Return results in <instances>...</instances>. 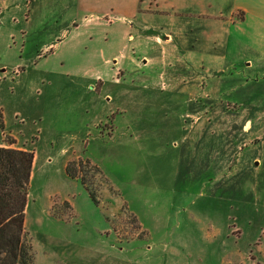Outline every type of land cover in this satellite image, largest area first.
Listing matches in <instances>:
<instances>
[{
  "label": "rangeland",
  "instance_id": "1",
  "mask_svg": "<svg viewBox=\"0 0 264 264\" xmlns=\"http://www.w3.org/2000/svg\"><path fill=\"white\" fill-rule=\"evenodd\" d=\"M73 3L0 0V144L35 156L33 263L264 264V22L250 13L242 37L233 26L226 58L182 52L171 67L156 55L147 69L115 70L119 84L103 88L94 80L114 73L73 45ZM211 127L230 133L213 137L203 161L184 130L196 128L191 143ZM255 134L246 160H216Z\"/></svg>",
  "mask_w": 264,
  "mask_h": 264
},
{
  "label": "crops",
  "instance_id": "2",
  "mask_svg": "<svg viewBox=\"0 0 264 264\" xmlns=\"http://www.w3.org/2000/svg\"><path fill=\"white\" fill-rule=\"evenodd\" d=\"M229 1L232 2V6L229 5ZM229 1L76 0L74 2L72 0V3H75L76 20H72L68 24L72 26L69 35L72 36L70 39H73V45L83 46L82 54H86L88 63L90 59L97 56L99 62L105 67L104 69H109L110 72L114 73L111 76V80L107 78L103 80L100 76L97 77L98 81L94 80L101 87L105 88L107 84L112 82L119 84L117 81L119 75L116 74L117 72L115 70L123 73L128 64L139 69H147L151 65L154 66L158 61H162V59H156V55H158L157 57L164 58L165 65L171 67L182 61V52L186 58L188 56L192 57L195 54L194 51L199 53L201 57H205L208 53L215 55L220 52L226 58L231 41V28L233 26L238 32L236 35H240V31L242 30L241 24L247 20L250 13H253L264 22V0ZM237 16L240 17L238 21L235 19ZM28 19L30 20V18ZM152 19L159 22L161 19L162 22L160 24H153L149 22ZM257 23L259 24L260 21ZM22 34H20V39H25ZM59 48V46H55L51 51H55L53 53H56ZM136 57L142 58L139 60ZM166 58L171 60V63ZM142 59H145L143 63H141ZM223 61L227 63V59H223ZM232 64L237 69L240 61H232ZM181 65L184 66L185 64ZM172 77L174 79L177 78L176 88H185V79L183 80V78L178 77L175 72ZM194 81L195 77L190 82L192 83ZM90 82L91 84L93 83V81ZM173 93L171 92V94ZM184 93H187L184 97L189 98V103H192L194 101L193 99L196 98L192 92ZM213 102L217 104L216 100ZM236 105H239V108L242 106L240 103ZM216 109L212 108L210 113L212 114ZM221 110L224 113L229 111L224 106ZM210 113L208 112L206 114ZM5 118L6 116L3 118V129H6L7 126ZM251 128L252 124L249 121L245 122L243 125L244 134L248 135L251 133ZM195 130L196 128L185 129V135L188 136V138L187 136L185 137V140H188L189 147L195 152L196 156H202L203 161L213 156L211 153L213 150L212 147H210L212 150H209V157L206 156L207 150L204 148L214 143L213 141L215 139L213 137L215 135L228 136V133H230L229 130L221 129L216 131L211 127L202 130L198 134L199 137L195 139L196 141L194 140L189 143L191 131L194 132ZM259 136L256 134L253 135L251 138H248L250 139L249 142L244 138V141L238 142L240 145L237 144L234 148L231 147L227 155L223 157L216 155V160H223L222 158H224L222 166L234 168L239 162L246 160V154L241 155L242 151L248 148L249 144L260 142L261 139ZM225 141L228 147L230 143H237V139L233 138L231 142L228 139ZM0 147L8 148L10 146L0 144ZM12 148L23 149L21 147ZM200 148L204 150H200ZM198 150L201 153L200 155L196 154ZM248 158L251 162V157Z\"/></svg>",
  "mask_w": 264,
  "mask_h": 264
},
{
  "label": "trees",
  "instance_id": "3",
  "mask_svg": "<svg viewBox=\"0 0 264 264\" xmlns=\"http://www.w3.org/2000/svg\"><path fill=\"white\" fill-rule=\"evenodd\" d=\"M34 158L28 150L0 147V264H34L25 228Z\"/></svg>",
  "mask_w": 264,
  "mask_h": 264
}]
</instances>
